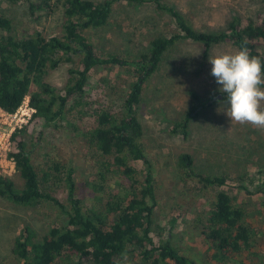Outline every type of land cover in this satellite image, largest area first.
<instances>
[{"label":"trees","instance_id":"obj_1","mask_svg":"<svg viewBox=\"0 0 264 264\" xmlns=\"http://www.w3.org/2000/svg\"><path fill=\"white\" fill-rule=\"evenodd\" d=\"M8 1H25L33 17H38L39 11L48 6V0ZM117 2L150 5L169 15L178 31L158 35L150 42L148 50L136 58L116 52L103 54L86 30L105 26ZM63 8L65 20L60 35L46 36L39 30L27 36L0 32V107L14 112L29 97L35 109L30 125L40 127V138L48 128L71 125L99 163L96 176L103 181L117 176L123 189L110 192L102 209L85 210L76 194L72 160L69 165L55 160L42 167L33 160L34 149H29L24 136L27 130L16 132L11 155L24 178V187L17 189L11 179L0 176V194L22 205L50 201L66 214V222L51 226L42 237L31 225H23L15 240L14 252L23 264H73L76 259L118 264L133 254L150 264H202L181 254L170 241L159 242L154 238L156 178L149 167L141 180L133 164L147 162L143 126L136 106L145 83L179 41L201 42L205 55L213 45L228 41L238 49L247 47L250 55L259 56L264 62V16L246 22L236 15L226 29L206 32L190 25L180 10L164 0H63ZM12 26V19L0 12V31L9 32ZM63 63L74 66L69 69L68 82L59 89L47 80V75ZM101 66L132 67L135 71L136 81L125 95L123 109L119 112L105 104L93 108L101 96L92 92L89 79L94 69ZM205 107L204 104L203 109ZM199 109L196 107L175 121L172 131L187 138ZM179 163L189 176H197L204 187L243 190L252 198L258 197L264 208L263 164L258 169V179H247L249 183H244V176L195 172L189 153L181 154ZM103 187L99 181L93 184L96 191H102ZM60 190L66 192V202L57 195ZM234 200L227 190L218 191L212 207L200 220L201 233L216 261H226L249 251L255 240V232L247 220V208Z\"/></svg>","mask_w":264,"mask_h":264},{"label":"rangeland","instance_id":"obj_2","mask_svg":"<svg viewBox=\"0 0 264 264\" xmlns=\"http://www.w3.org/2000/svg\"><path fill=\"white\" fill-rule=\"evenodd\" d=\"M164 1L180 10L194 28L206 32L226 29L236 15L246 22L264 16V0ZM0 12L13 21L11 30L0 31L2 34L27 36L36 30L46 36L63 33V0H48V6L39 11L38 17L29 14L25 1L11 3L0 0ZM177 31L169 15L150 5L117 2L108 23L98 29H88L86 33L99 52H116L136 58L148 50L150 42L158 35ZM237 49L227 41L213 45L205 55L201 42L190 39L179 41L170 48L145 83L142 98L136 106L143 126L142 142L147 162L136 161L133 164L139 170L141 180L149 167L156 178L154 238L159 242L170 241L181 254L202 264H264V208L259 204V198H252L251 194L234 188L204 187L197 176H189L179 163L180 155L189 153L195 172L244 176V183H249L247 179H258V169L264 165V129L231 122L225 112L228 105L218 103L226 97L219 91L220 85L211 75L212 66L208 62L209 55ZM73 66L72 63H63L51 69L47 80L59 89L64 87L68 82L69 69ZM134 81L136 74L132 67L95 68L90 75L89 87L101 97L97 98L93 108L105 104L121 111L124 97ZM202 104L206 105L204 109ZM22 105L17 116L21 120L13 121L10 155L15 146L14 134L26 129L24 136L29 149H34L32 156L36 164L46 167L57 160L69 165L72 160L76 194L85 210L102 209L110 192L123 189L117 182V176L110 177L108 181L96 176L99 163L71 125L66 123L59 129L48 128L44 137L40 138V127L30 125L34 112L30 116L25 115L24 102ZM196 107L200 108V113L191 123L190 135L184 138L174 133V122ZM0 176L11 179L17 189L24 187V178L16 166H10L9 172ZM98 181L104 186L102 191L93 188ZM223 189L235 198L236 204L247 208V220L255 232V240L249 251L238 253L226 261H216L201 233L200 220L212 207L216 193ZM57 195L66 202L64 190L57 191ZM65 222L66 214L50 201L22 205L0 194V264H23L14 252L15 240L23 225H31L42 237L51 226H61ZM73 264L95 263L76 259ZM118 264L150 263L133 254Z\"/></svg>","mask_w":264,"mask_h":264},{"label":"clouds","instance_id":"obj_3","mask_svg":"<svg viewBox=\"0 0 264 264\" xmlns=\"http://www.w3.org/2000/svg\"><path fill=\"white\" fill-rule=\"evenodd\" d=\"M211 75L220 85L228 105L226 115L232 123L264 129V62L250 55L247 47L234 52L209 55Z\"/></svg>","mask_w":264,"mask_h":264},{"label":"built area","instance_id":"obj_4","mask_svg":"<svg viewBox=\"0 0 264 264\" xmlns=\"http://www.w3.org/2000/svg\"><path fill=\"white\" fill-rule=\"evenodd\" d=\"M25 111L24 114L30 116L35 109L30 105L29 97L24 100ZM23 107L20 106L14 112H8L0 107V175H4L9 172V167L13 168L16 166V161L12 155L11 150V134L13 131V121L17 119L18 111ZM9 119L10 122H9ZM21 119H17L19 122ZM8 124L9 126H6Z\"/></svg>","mask_w":264,"mask_h":264}]
</instances>
